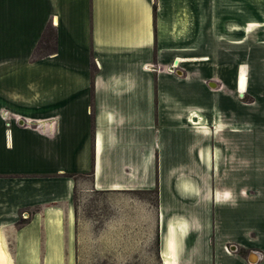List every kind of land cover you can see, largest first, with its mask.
<instances>
[{"label": "crops", "instance_id": "0c3cea01", "mask_svg": "<svg viewBox=\"0 0 264 264\" xmlns=\"http://www.w3.org/2000/svg\"><path fill=\"white\" fill-rule=\"evenodd\" d=\"M209 81L210 0H0V264H77L87 206L152 188L187 209L159 264H264V227L210 213Z\"/></svg>", "mask_w": 264, "mask_h": 264}, {"label": "rangeland", "instance_id": "374dc122", "mask_svg": "<svg viewBox=\"0 0 264 264\" xmlns=\"http://www.w3.org/2000/svg\"><path fill=\"white\" fill-rule=\"evenodd\" d=\"M258 2L210 0L209 82L210 88L213 83L221 86L218 93L225 100V109H214L210 115V126L214 125L210 131L214 154L210 182L222 195L217 204L213 202L210 213L213 215L216 206L218 210L225 207L217 215L222 219L229 212L226 206L239 205L232 211L240 209L247 217L249 242L254 241L252 231L264 227V220L259 219L264 212V13ZM261 3L264 7V0ZM42 52L43 45L36 54ZM241 69L247 77V90L239 94L234 86ZM162 195L160 204L158 188L112 196L103 193L95 207L88 205L91 220L81 242L96 251L77 252V264H159L165 225H178L181 212L187 210L181 203L175 204L169 188ZM160 207L163 219H159ZM198 223L200 227L207 224L200 219ZM210 228L217 231L212 224Z\"/></svg>", "mask_w": 264, "mask_h": 264}, {"label": "bare ground", "instance_id": "6f19581e", "mask_svg": "<svg viewBox=\"0 0 264 264\" xmlns=\"http://www.w3.org/2000/svg\"><path fill=\"white\" fill-rule=\"evenodd\" d=\"M261 2H262V0H259L258 5H259V7H260V11H261L262 13H264V7H263V5H262ZM232 27H234L233 24H232ZM185 60H187V59H183V58H182V61H185ZM236 85H237V87L241 88V91H242V92H245V91H246V87H247V77H246V74H245V72H244L243 69H241V70L239 71V73H238V76H237V79H236ZM239 94H242V93L240 92ZM253 254H254V253H251V254H250V255H251L250 260L254 262L255 259H252V255H253Z\"/></svg>", "mask_w": 264, "mask_h": 264}, {"label": "trees", "instance_id": "16d2710c", "mask_svg": "<svg viewBox=\"0 0 264 264\" xmlns=\"http://www.w3.org/2000/svg\"><path fill=\"white\" fill-rule=\"evenodd\" d=\"M50 37H48V39L44 36H42V38L39 40L36 49H35V53L38 51L39 47H41V45H43V47H46V44H48L47 42H50ZM35 56V55H34Z\"/></svg>", "mask_w": 264, "mask_h": 264}, {"label": "built area", "instance_id": "2783aa9c", "mask_svg": "<svg viewBox=\"0 0 264 264\" xmlns=\"http://www.w3.org/2000/svg\"><path fill=\"white\" fill-rule=\"evenodd\" d=\"M235 247H233V249H234ZM226 249L228 250V248H227V246H226Z\"/></svg>", "mask_w": 264, "mask_h": 264}]
</instances>
